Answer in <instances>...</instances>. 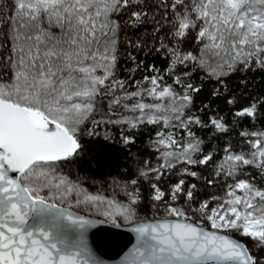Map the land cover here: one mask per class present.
I'll use <instances>...</instances> for the list:
<instances>
[{"label":"snow or ice","instance_id":"snow-or-ice-1","mask_svg":"<svg viewBox=\"0 0 264 264\" xmlns=\"http://www.w3.org/2000/svg\"><path fill=\"white\" fill-rule=\"evenodd\" d=\"M262 84L264 0H0V264H264Z\"/></svg>","mask_w":264,"mask_h":264},{"label":"water","instance_id":"water-1","mask_svg":"<svg viewBox=\"0 0 264 264\" xmlns=\"http://www.w3.org/2000/svg\"><path fill=\"white\" fill-rule=\"evenodd\" d=\"M55 218V210L46 212L32 211L25 222L24 228L25 230L39 228L50 230L51 239L53 240L65 236L72 238L80 231L78 226L73 225L63 217ZM57 223L59 227L55 226ZM86 234L91 247L103 258L105 264H121V258L137 244L138 237V234L131 230L112 226L89 227ZM209 264H214V262L210 261Z\"/></svg>","mask_w":264,"mask_h":264},{"label":"trees","instance_id":"trees-1","mask_svg":"<svg viewBox=\"0 0 264 264\" xmlns=\"http://www.w3.org/2000/svg\"><path fill=\"white\" fill-rule=\"evenodd\" d=\"M260 87H264V84L260 85ZM102 151H104L102 148H95L93 155H95L97 157V159H100L106 163L110 162L108 155H100V153ZM80 170L82 172L91 171V169H89L86 164L83 165ZM220 192H223V191L220 189ZM144 215H145V220H150L153 218H160V216H156L155 214L151 213L150 211H146Z\"/></svg>","mask_w":264,"mask_h":264},{"label":"rangeland","instance_id":"rangeland-1","mask_svg":"<svg viewBox=\"0 0 264 264\" xmlns=\"http://www.w3.org/2000/svg\"><path fill=\"white\" fill-rule=\"evenodd\" d=\"M93 191H94V189H93ZM213 194L223 195V192H220V189H216V190H214ZM65 206H66V205H65ZM153 219H154V218H153ZM155 219H157V218H155ZM150 220H151V219H150Z\"/></svg>","mask_w":264,"mask_h":264}]
</instances>
